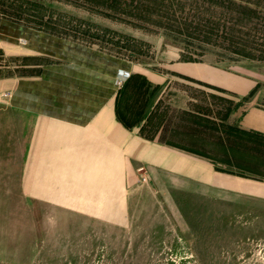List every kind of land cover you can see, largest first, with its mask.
<instances>
[{
    "label": "rangeland",
    "instance_id": "obj_1",
    "mask_svg": "<svg viewBox=\"0 0 264 264\" xmlns=\"http://www.w3.org/2000/svg\"><path fill=\"white\" fill-rule=\"evenodd\" d=\"M4 21L129 62L137 75H171L166 65L178 48V60H211L255 75L261 82L253 102L264 107V0H0ZM8 52L0 48V79L25 76L38 63L26 50ZM162 81L132 84L124 114L134 117L158 99L145 135L242 175L222 163L228 157L215 138L238 127L230 116L236 99L186 80ZM172 93L180 108L170 104ZM7 96L0 104V264H264L262 197L157 174L140 177L117 222L29 199L28 127Z\"/></svg>",
    "mask_w": 264,
    "mask_h": 264
},
{
    "label": "crops",
    "instance_id": "obj_2",
    "mask_svg": "<svg viewBox=\"0 0 264 264\" xmlns=\"http://www.w3.org/2000/svg\"><path fill=\"white\" fill-rule=\"evenodd\" d=\"M3 46L15 56L26 50L38 61L25 76L0 79V104L8 94L5 102L25 116L28 127L23 190L29 199L94 219L121 221L141 183L140 167L150 180L165 174L264 198V180L220 170L207 157L145 135L158 99L137 118L124 114L132 84L186 80L230 93L236 101L251 95L250 101L234 108L231 120L245 131L264 134V107L253 102L261 81L252 73L211 60H178L176 48V58L166 65L171 75L146 71L137 75L129 62L5 21L0 23ZM120 71L130 77L117 88ZM177 96L170 94V104L180 108Z\"/></svg>",
    "mask_w": 264,
    "mask_h": 264
},
{
    "label": "trees",
    "instance_id": "obj_3",
    "mask_svg": "<svg viewBox=\"0 0 264 264\" xmlns=\"http://www.w3.org/2000/svg\"><path fill=\"white\" fill-rule=\"evenodd\" d=\"M217 91L218 92L214 91L215 93L213 94H225V96L228 95L233 98L230 93H225L222 90ZM250 98L251 95L240 98L238 101H236V105L230 111L232 112L234 108H238L245 102H248ZM231 112L229 113L231 114ZM215 138L222 144L223 151L226 157H228L226 161H222L223 164L238 168L239 171H242L240 172L242 175L250 173L253 175L264 176V134L254 131H245L237 127L234 132H225L224 135H217ZM181 148L194 154L203 156L202 154L191 149L183 147ZM217 168L222 170L218 166Z\"/></svg>",
    "mask_w": 264,
    "mask_h": 264
},
{
    "label": "built area",
    "instance_id": "obj_4",
    "mask_svg": "<svg viewBox=\"0 0 264 264\" xmlns=\"http://www.w3.org/2000/svg\"><path fill=\"white\" fill-rule=\"evenodd\" d=\"M130 77V73H120V75L118 76V78H117V83L120 85V86H122L123 85V83H124V81L127 79V78H129ZM138 172L140 173V175H141V178H142V180L145 182V181H147V176L145 175V168L144 167H140L139 169H138Z\"/></svg>",
    "mask_w": 264,
    "mask_h": 264
}]
</instances>
